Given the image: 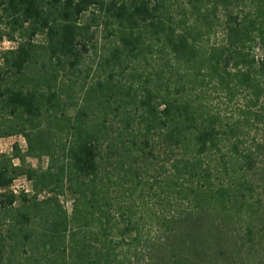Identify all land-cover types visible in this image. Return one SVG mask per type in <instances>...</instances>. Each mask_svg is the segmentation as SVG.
Returning a JSON list of instances; mask_svg holds the SVG:
<instances>
[{"label":"trees","instance_id":"obj_1","mask_svg":"<svg viewBox=\"0 0 264 264\" xmlns=\"http://www.w3.org/2000/svg\"><path fill=\"white\" fill-rule=\"evenodd\" d=\"M0 32V137L26 145L0 264H264V0H0Z\"/></svg>","mask_w":264,"mask_h":264},{"label":"rangeland","instance_id":"obj_2","mask_svg":"<svg viewBox=\"0 0 264 264\" xmlns=\"http://www.w3.org/2000/svg\"><path fill=\"white\" fill-rule=\"evenodd\" d=\"M96 34H97V45L100 46L101 45L100 43L103 41V35L105 34V29L103 28V26L99 27L98 32ZM221 38H222V33L218 29L216 35H214L211 38V42H219ZM14 45H15L14 42L8 40L6 36L0 32V55L4 50L9 49ZM90 55H93L92 50L90 52ZM210 99L212 100L213 108L215 107L218 108L221 112H224V114L226 115H229L232 111H237V108L242 104V100H239L241 98H239L238 100L234 99L231 102H228L225 100L223 96L216 94H212ZM25 149H26L25 141L22 135L20 134H14L7 137H0V155H8L12 157L15 163H18L19 161L16 158V156L19 154H23L25 152ZM25 161L26 163L31 164L34 167L45 168L47 159L46 157L43 156L25 157ZM11 188L15 192H20V191L31 192V183L24 176H20L17 177L12 182ZM61 201L64 207L67 209L68 213H70L74 205L72 196L69 194H65L64 196L61 197ZM156 235L159 236L160 234L157 233ZM161 250L171 254L169 248L168 249L161 248ZM160 251H158V249H153L149 253L145 254L144 260L141 261L139 264H171L172 261L168 260L165 257L162 258L163 257L162 251L161 252Z\"/></svg>","mask_w":264,"mask_h":264}]
</instances>
